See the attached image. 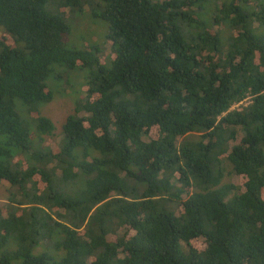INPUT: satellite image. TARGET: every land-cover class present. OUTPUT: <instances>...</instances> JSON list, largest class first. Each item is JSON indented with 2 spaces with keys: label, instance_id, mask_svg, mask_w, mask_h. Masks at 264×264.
I'll use <instances>...</instances> for the list:
<instances>
[{
  "label": "trees",
  "instance_id": "1",
  "mask_svg": "<svg viewBox=\"0 0 264 264\" xmlns=\"http://www.w3.org/2000/svg\"><path fill=\"white\" fill-rule=\"evenodd\" d=\"M0 180L35 223L0 264H264V0H0Z\"/></svg>",
  "mask_w": 264,
  "mask_h": 264
},
{
  "label": "rangeland",
  "instance_id": "2",
  "mask_svg": "<svg viewBox=\"0 0 264 264\" xmlns=\"http://www.w3.org/2000/svg\"><path fill=\"white\" fill-rule=\"evenodd\" d=\"M65 18L72 27V34L70 39L66 40V45L70 48H87L89 44H102L105 42V33L107 29L101 23L97 24L93 21V17L90 13V9L86 4H83V10L77 12L78 9H66ZM96 20V19H95ZM61 72L58 68L56 73ZM84 80L81 77V73L77 69H69L62 80H57L52 75L47 85L54 93V99L51 103L39 104L32 107L30 111H38L43 116L52 120L57 127L58 133L62 131L63 124L67 118L74 113L77 105L78 96L72 93L70 90L72 87L78 89ZM29 114V111L27 112ZM188 139L200 142L202 140L201 134H190ZM231 182V176H228L224 180V184ZM11 191V193H9ZM18 193V192H17ZM17 193L13 188L6 186V181L0 180V247L1 256H9L17 249H25L30 251V244L33 241V237H29L30 234H34V213L31 208L22 211L20 207L12 202L10 198H18ZM20 195V193H18ZM42 221H45V217L41 215ZM21 221V222H20ZM33 229V233L32 230ZM26 236V239L22 237ZM3 240V241H2ZM3 258L0 257V260ZM16 263V261H14Z\"/></svg>",
  "mask_w": 264,
  "mask_h": 264
},
{
  "label": "clouds",
  "instance_id": "3",
  "mask_svg": "<svg viewBox=\"0 0 264 264\" xmlns=\"http://www.w3.org/2000/svg\"><path fill=\"white\" fill-rule=\"evenodd\" d=\"M194 134H197V133H194ZM198 134H203V133H198Z\"/></svg>",
  "mask_w": 264,
  "mask_h": 264
}]
</instances>
